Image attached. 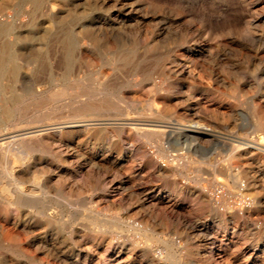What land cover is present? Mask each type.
<instances>
[{
    "label": "rangeland",
    "instance_id": "obj_1",
    "mask_svg": "<svg viewBox=\"0 0 264 264\" xmlns=\"http://www.w3.org/2000/svg\"><path fill=\"white\" fill-rule=\"evenodd\" d=\"M97 103L108 107L91 117L166 109L264 143V0H0V134L77 120ZM73 127L30 138L24 170L0 152V264H264L259 158L183 140L173 145L191 169L166 176L169 139ZM229 166L249 179L246 200L199 178ZM201 185L236 209L260 198L259 222L206 207Z\"/></svg>",
    "mask_w": 264,
    "mask_h": 264
},
{
    "label": "bare ground",
    "instance_id": "obj_2",
    "mask_svg": "<svg viewBox=\"0 0 264 264\" xmlns=\"http://www.w3.org/2000/svg\"><path fill=\"white\" fill-rule=\"evenodd\" d=\"M161 65H163V64H161ZM205 90L208 91V87L206 89H204V92H205ZM208 93H210V92H208ZM237 93H238V89H235L233 92H231L229 94L216 95V98L223 101V102H229V97L230 96L234 97V95H237ZM104 107L107 108L108 106H105L104 103H97V104H91L89 106H86L85 108H83L79 112H77V114L74 116L76 118H79L77 120H66V121H63L61 123H51V124H47V125L40 124V125H36V126L25 127L22 129L19 128L18 130H14V131L12 130V131H8L5 133L2 132L0 134V152L4 158L8 159L9 164H12L14 167H18L19 169L24 170L27 167H29L31 164L34 163L32 154L37 148V144H34V143L28 141L30 138H33L39 134H43V133L48 132V131L50 132V131H59V130H64V129L66 130L68 128L70 129L73 126H83V127L90 128V127H95V126H100V125H112V126H118L119 125V126L127 127L129 129V131L139 135L148 144H152V142L156 141V139L157 140L158 139L163 140L165 138H167L173 142L172 143V146L174 149L173 151H176V152L173 154H170L168 152H163V153H165V155H163V157H169L172 159V161H171L172 162V166H171L172 169L168 172L167 171L165 172L166 176H169L172 173V170H173V172H175L174 170H176L180 174L184 175L187 173V171L189 172V170L191 169L190 168V161L188 159H184L182 154L180 153L181 150H180V152L178 150L179 146L183 145L182 144L183 140L191 141L190 143L192 146L189 145V147L191 146V147H193V148L195 147L197 149L205 147L204 146L205 144H203V143L206 141L227 145L228 148L230 149V151L233 152V156L239 157L240 160H241V157H257L260 159V161L264 162V143H263V141L257 140L255 137H250L249 135L244 136V137L243 136L238 137V136H234V135L223 136V135H220L219 133H217L218 131L216 132V130H214L213 128H211L207 125H202V124L197 123V122H192V123H188V124L184 123V121H186L185 120L186 118H183L182 116H179L175 113L165 111L166 109H164V111L162 110L163 112L156 111L155 113L150 114L147 117L140 115V114H138L134 117H128V116L123 117L122 116L123 118H119V119H111V118L102 119V118L91 117L92 115L96 114V113H93L97 110L96 108H98V110H102ZM82 130H84V129H82ZM261 130H262V128H261ZM135 134H133V135H135ZM19 142L22 143V145H20V147H19V145L14 146L15 144H17ZM173 144L179 145L178 147H176L178 149H175L174 147L176 145H173ZM181 148H182V146H181ZM184 148H185V146H184ZM166 150H167V148H166ZM168 151H169V149H168ZM189 151H190V149H189ZM144 153H146V151ZM150 159H151V157H150ZM4 160L7 161L6 159H4ZM181 160H183V161H181ZM230 162H231V159H230ZM157 164H158V162H157ZM229 165H230V163H229ZM33 166L35 167V164ZM231 166H229L228 168L227 167H222V168L215 167L214 171H211V172L209 171L210 173L208 174L207 178L202 177L200 174H199V178L202 181L213 183L218 188L226 189L228 196H229V199H231V200H234L235 198L246 200L248 198V196L252 194V193H250L252 191L251 184L247 182V180H249V179H247V176L242 174L240 171L239 172H235V171L233 172V168ZM126 170H128V169H126ZM8 174L12 178H14V173L12 170H8ZM261 174H263V173H261ZM17 184L19 186V189H21L22 193L31 192V189L29 190L28 187H27L28 189L24 188L25 191H23V189H22L23 185H21V182L18 181ZM257 187H255V188H257ZM14 188H16V187H14ZM201 190L205 196L204 201H205L206 207L214 208L215 211L216 210L218 211L220 208H223L225 210V212H223V216L229 215L230 219H236V220L240 219V220L248 221V222H249V220L252 222H259L258 219L260 218V212H258L256 210L255 205L256 204L258 205L260 203V198L256 197L255 202L254 203L252 202L251 205L245 207L244 209L243 208L242 209H236L234 207V205L233 206L231 205L232 207H230L227 203H222L221 201H215L209 195V193L205 190V188L202 185H201ZM33 191H35V190L33 189ZM231 200H230V202H231ZM255 213L258 215L257 218L254 217ZM262 222L264 223V218H262ZM134 243H135V241H134ZM255 245H257V244H255ZM136 246H138V245H136ZM244 259H247V258H244ZM246 261L247 260H245V262ZM260 263H261V261H260ZM240 264H241V262H240Z\"/></svg>",
    "mask_w": 264,
    "mask_h": 264
}]
</instances>
